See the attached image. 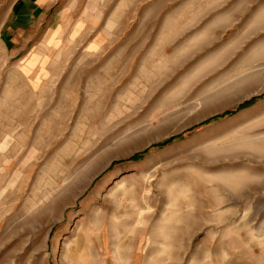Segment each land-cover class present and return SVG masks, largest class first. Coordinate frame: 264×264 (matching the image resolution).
<instances>
[{
    "label": "rangeland",
    "instance_id": "obj_1",
    "mask_svg": "<svg viewBox=\"0 0 264 264\" xmlns=\"http://www.w3.org/2000/svg\"><path fill=\"white\" fill-rule=\"evenodd\" d=\"M0 264H264V0H0Z\"/></svg>",
    "mask_w": 264,
    "mask_h": 264
},
{
    "label": "crops",
    "instance_id": "obj_2",
    "mask_svg": "<svg viewBox=\"0 0 264 264\" xmlns=\"http://www.w3.org/2000/svg\"><path fill=\"white\" fill-rule=\"evenodd\" d=\"M39 1V0H37ZM80 2V0H75V2ZM41 3H53V2H57V0H40Z\"/></svg>",
    "mask_w": 264,
    "mask_h": 264
},
{
    "label": "trees",
    "instance_id": "obj_3",
    "mask_svg": "<svg viewBox=\"0 0 264 264\" xmlns=\"http://www.w3.org/2000/svg\"><path fill=\"white\" fill-rule=\"evenodd\" d=\"M254 101V99L251 101V102H253ZM171 141V140H170Z\"/></svg>",
    "mask_w": 264,
    "mask_h": 264
}]
</instances>
